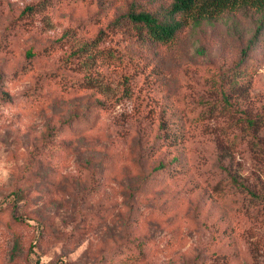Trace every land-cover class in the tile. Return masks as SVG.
<instances>
[{
    "label": "rangeland",
    "instance_id": "rangeland-1",
    "mask_svg": "<svg viewBox=\"0 0 264 264\" xmlns=\"http://www.w3.org/2000/svg\"><path fill=\"white\" fill-rule=\"evenodd\" d=\"M130 1L0 0V264H264L262 211L239 212L214 187L228 170L264 191V155L246 140L258 118L264 146V39L245 116L199 119L259 16L190 24L137 66L105 63L92 88L62 91L49 75ZM119 43L105 34L84 50ZM167 118L183 133L177 146L160 145Z\"/></svg>",
    "mask_w": 264,
    "mask_h": 264
},
{
    "label": "trees",
    "instance_id": "trees-1",
    "mask_svg": "<svg viewBox=\"0 0 264 264\" xmlns=\"http://www.w3.org/2000/svg\"><path fill=\"white\" fill-rule=\"evenodd\" d=\"M154 4V2H152ZM241 9L252 11L259 16L256 29L248 41L241 57L225 72L213 76L210 90L214 93L210 103L199 113V119H214L226 117L231 121L235 115L245 116L251 107L253 97L248 92L250 68L259 64V59L253 58L254 48L264 39V0H169L168 5H160L158 10L143 7L139 0H131L105 29L100 30L90 41L81 47L77 46L60 63L55 72L49 76L55 78L62 91L69 92L74 88L90 89L97 80L105 77L104 64L123 68L140 62V53H147L160 46L172 47L179 39L180 33L190 24L198 26L203 22H210L228 13H235ZM28 6L23 12H30ZM105 34L120 36L118 47L101 50H84L89 43L98 42ZM88 44V45H89ZM87 45V46H88ZM70 61V63H69ZM62 71L72 74L85 72L76 78ZM249 117V114H247ZM264 118V114L258 116ZM169 121V122H168ZM261 120L258 118L248 121L252 131L246 138L247 144L264 155L261 135H256L260 129ZM230 122L227 123L229 125ZM170 119H161L160 129L162 143L160 145L177 146L183 140V133L176 129ZM240 136L234 139L239 140ZM264 157V156H263ZM224 179V180H223ZM224 181V183L222 182ZM220 187L223 195L230 197V203L239 212L262 213L264 216V191L262 188H252L249 184L237 181L226 170V178L222 177L214 186ZM13 206L21 201V196L12 193ZM2 209H0L1 213ZM264 227V217H256ZM225 255L215 256L212 264H228ZM197 261L191 264H198Z\"/></svg>",
    "mask_w": 264,
    "mask_h": 264
}]
</instances>
